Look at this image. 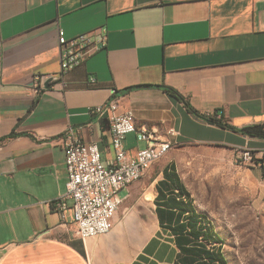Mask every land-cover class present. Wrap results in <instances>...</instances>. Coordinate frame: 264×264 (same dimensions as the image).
<instances>
[{"label": "crops", "instance_id": "obj_1", "mask_svg": "<svg viewBox=\"0 0 264 264\" xmlns=\"http://www.w3.org/2000/svg\"><path fill=\"white\" fill-rule=\"evenodd\" d=\"M99 28L105 47L36 93L35 77L60 73L58 31L69 39ZM154 86L236 130L264 125V0H0V264L177 262L175 228L183 218L166 205L168 192L157 199L152 192L142 211L115 215L107 234L84 241L71 202L54 208L67 181L68 127L86 143L100 140L102 162L113 158L106 122L88 114L112 90L118 112L131 111L137 126L174 147L251 151L264 188V138L211 124ZM123 145L129 154L144 146L134 134ZM169 157L155 188L177 174Z\"/></svg>", "mask_w": 264, "mask_h": 264}, {"label": "built area", "instance_id": "obj_2", "mask_svg": "<svg viewBox=\"0 0 264 264\" xmlns=\"http://www.w3.org/2000/svg\"><path fill=\"white\" fill-rule=\"evenodd\" d=\"M57 42L60 73L47 78L35 77L36 93L48 88L65 73L83 66L91 55L104 48L106 29L99 28L69 39L59 30ZM89 83L94 85L95 80L90 78ZM118 108L119 98L112 90L104 104L88 111L90 117L107 124L113 158L105 163L101 160L100 140L86 143L80 129L74 127H68L63 133L67 181L64 194L55 202L54 208L64 210L67 202H71L73 223L81 241L105 235L111 230L113 218L123 202L119 193L141 180L149 168L174 147L168 140L156 138L152 127L137 126L131 111L120 113ZM128 123H135V130H128ZM129 134H134L135 140L144 144L134 154H129L123 145ZM169 134L176 135L172 130ZM238 155L244 165L257 164L251 151L244 150Z\"/></svg>", "mask_w": 264, "mask_h": 264}, {"label": "rangeland", "instance_id": "obj_3", "mask_svg": "<svg viewBox=\"0 0 264 264\" xmlns=\"http://www.w3.org/2000/svg\"><path fill=\"white\" fill-rule=\"evenodd\" d=\"M168 157L195 211L221 239L227 264H264V188L254 164H242L237 153L223 147H173L141 180L119 193L127 198L115 218L142 211L141 202L157 191L154 182L162 178L160 166Z\"/></svg>", "mask_w": 264, "mask_h": 264}, {"label": "trees", "instance_id": "obj_4", "mask_svg": "<svg viewBox=\"0 0 264 264\" xmlns=\"http://www.w3.org/2000/svg\"><path fill=\"white\" fill-rule=\"evenodd\" d=\"M154 87L160 88L170 97L180 100L190 113H193L197 117L204 119L211 124H215L221 128L239 131L243 135L264 138L263 124L246 126L240 130H236L235 128L224 124L222 119H214L212 117H205L198 114L189 106L187 101L174 90L164 86ZM130 89H125L124 92H127ZM37 98L38 97H36L34 102L37 101ZM15 135L16 134L12 132L7 138H12ZM157 184L160 187L157 186L158 195L156 199L159 198L163 192L170 193L173 197L171 200L167 198L166 205L179 212V219L183 218V222L178 224L175 228V241L179 248L178 259L175 264H227V260L222 251L221 239L218 234L212 230L210 224L205 223L204 218L195 211L192 202H190L188 198V194L184 192L178 175L174 170L173 172H170L167 178L158 181Z\"/></svg>", "mask_w": 264, "mask_h": 264}, {"label": "bare ground", "instance_id": "obj_5", "mask_svg": "<svg viewBox=\"0 0 264 264\" xmlns=\"http://www.w3.org/2000/svg\"><path fill=\"white\" fill-rule=\"evenodd\" d=\"M128 130H135V123H128ZM152 131L155 132V134H156V138H161V137L157 134L156 130H154V129L152 128Z\"/></svg>", "mask_w": 264, "mask_h": 264}, {"label": "water", "instance_id": "obj_6", "mask_svg": "<svg viewBox=\"0 0 264 264\" xmlns=\"http://www.w3.org/2000/svg\"><path fill=\"white\" fill-rule=\"evenodd\" d=\"M46 86L48 87V84Z\"/></svg>", "mask_w": 264, "mask_h": 264}]
</instances>
